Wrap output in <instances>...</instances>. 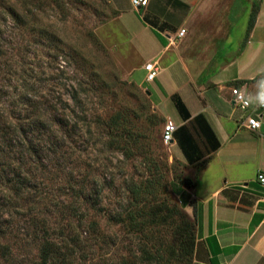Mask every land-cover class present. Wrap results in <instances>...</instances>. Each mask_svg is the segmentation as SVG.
Returning a JSON list of instances; mask_svg holds the SVG:
<instances>
[{
    "label": "rangeland",
    "instance_id": "374dc122",
    "mask_svg": "<svg viewBox=\"0 0 264 264\" xmlns=\"http://www.w3.org/2000/svg\"><path fill=\"white\" fill-rule=\"evenodd\" d=\"M12 11L19 17H10ZM144 15L131 0H0V90L12 97L30 89L44 121L58 124L54 115L69 114L62 111L65 104L79 114L71 118L73 128L56 127V135L66 139L67 148L60 152L67 153L55 154L59 165L48 185L54 202L40 207L54 241L62 242V230L81 238L72 264H151L142 252L154 250L149 243L153 233H136L124 221L135 215L140 189L148 192V206L162 205L152 231L162 251L174 246L175 234L161 218L174 215L178 220V209L193 219L189 204L200 213L195 188L182 185L185 178L196 177L162 140L167 120L152 100L155 84L147 82V73L139 68L141 60L126 29L127 23L137 28L147 23ZM88 84H96L97 92H82ZM77 88L83 99L79 108L73 101ZM6 96L0 109L13 104ZM125 133L132 139H124ZM72 178L83 181L85 199L97 208L88 210L90 205L81 200L88 215L71 220L66 230L68 223L58 212L72 201ZM27 221L15 218L20 234L8 231L3 243L11 253L3 256L0 250V264H39L38 248L46 232Z\"/></svg>",
    "mask_w": 264,
    "mask_h": 264
},
{
    "label": "crops",
    "instance_id": "0c3cea01",
    "mask_svg": "<svg viewBox=\"0 0 264 264\" xmlns=\"http://www.w3.org/2000/svg\"><path fill=\"white\" fill-rule=\"evenodd\" d=\"M178 1L149 0L138 9L147 23L126 29L139 68L159 67L152 100L177 126L173 158L196 177L198 259L212 256L211 237L221 264H264V111L250 130L251 112L232 100L235 88L256 98L264 82V0Z\"/></svg>",
    "mask_w": 264,
    "mask_h": 264
},
{
    "label": "trees",
    "instance_id": "16d2710c",
    "mask_svg": "<svg viewBox=\"0 0 264 264\" xmlns=\"http://www.w3.org/2000/svg\"><path fill=\"white\" fill-rule=\"evenodd\" d=\"M174 2L177 5H183L178 0H174ZM9 15L10 17H19V14L14 11L10 12ZM255 17L256 10L252 15L250 29L254 26ZM87 87L82 92H97L96 84H88ZM75 92L76 94L73 97L75 106L77 108L83 107L82 92L78 88L75 89ZM5 96L13 99V104H8L9 108L0 109V140L3 141L0 143L1 254L8 256L11 253L9 245L3 243L8 231L10 230L9 234H14L15 236L17 233L20 234L19 227L17 229L13 224L15 218H27V223L30 227L37 229V231L46 232L45 236H42L38 248L39 264H72L73 258L80 251V249L78 250L75 247L77 246L78 248V245L82 242L81 238H74L72 234H64V230H60L62 242L54 241L51 238V234L47 232V221L43 218L41 219L42 212H40V207L42 205L45 206L46 202H54V198L48 188V185H51L53 169L59 165L58 162L54 161V156L61 149L67 148L65 136L59 138L56 135L59 132L56 127L58 125L59 127L73 128V126H70L71 118L74 115L79 116V114L65 104L62 111L69 113L68 115L66 114L68 117L61 118L58 115H54V118L59 119V123L56 124L54 121H44L43 113H40L39 106L33 104L30 89H26L21 94H15L12 97L4 90H0V103ZM177 103L181 108V103ZM53 110L57 111L56 108ZM32 114L34 117H31ZM87 118V116L84 118L85 121L88 120ZM112 123L115 126L118 124L117 121ZM73 133L76 134L77 131L75 130ZM123 138L132 139V136L129 133H125ZM60 153L64 155L67 152ZM204 163L206 162H203L200 166ZM74 179H70L73 183L68 187L72 201L69 205L60 207L58 212L61 220L68 223L65 225L66 228H64L66 230L70 227L71 220L81 218L80 221H82L83 217H87L88 214L82 211L81 200H83L85 205H90L88 210L97 208V203L91 201L89 204L85 199L86 186L83 181L75 182ZM182 185L194 189L197 186V181L196 179L185 178ZM145 194H148V192L143 189L138 190L134 210L135 215L130 216L128 220H124L134 227L136 233L142 235L148 232L153 233L149 243L154 250L143 249L142 256L145 261H149L151 264H221L218 258L217 244L214 243L215 238L211 237L207 238V242L209 243L212 256L207 262H202L198 259L197 247L198 239L201 235V225L198 218V207L194 204H189L194 209L193 219L178 209L175 210L178 220L174 219V215L161 218V222L164 221L167 225L174 227L175 234L174 246L162 251L158 247V238L155 237L152 231L159 224L158 217L163 208L162 205L159 208L158 206H148ZM147 211L149 214H147ZM48 212L50 211L46 210L44 213Z\"/></svg>",
    "mask_w": 264,
    "mask_h": 264
},
{
    "label": "built area",
    "instance_id": "2783aa9c",
    "mask_svg": "<svg viewBox=\"0 0 264 264\" xmlns=\"http://www.w3.org/2000/svg\"><path fill=\"white\" fill-rule=\"evenodd\" d=\"M149 4V0H131V5L135 9H140ZM185 30L181 31L183 35ZM147 72L146 81L153 82L159 73V67L155 62H148L144 65ZM233 102L242 110L251 112L244 124L250 130H258L262 127V122L259 119V113L264 111V82L259 83L257 97H252L249 94L242 92L239 89L232 90ZM177 130V126L171 120H167L162 133L164 144L170 145L173 141V136ZM259 182L264 186V175H258Z\"/></svg>",
    "mask_w": 264,
    "mask_h": 264
},
{
    "label": "water",
    "instance_id": "95a60500",
    "mask_svg": "<svg viewBox=\"0 0 264 264\" xmlns=\"http://www.w3.org/2000/svg\"><path fill=\"white\" fill-rule=\"evenodd\" d=\"M148 94H150V92H148Z\"/></svg>",
    "mask_w": 264,
    "mask_h": 264
}]
</instances>
